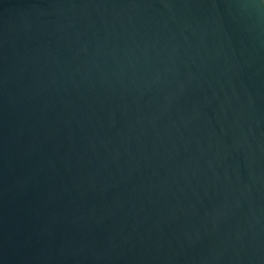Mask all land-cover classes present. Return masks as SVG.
I'll list each match as a JSON object with an SVG mask.
<instances>
[{
    "label": "water",
    "instance_id": "obj_1",
    "mask_svg": "<svg viewBox=\"0 0 264 264\" xmlns=\"http://www.w3.org/2000/svg\"><path fill=\"white\" fill-rule=\"evenodd\" d=\"M0 264H264V0H0Z\"/></svg>",
    "mask_w": 264,
    "mask_h": 264
}]
</instances>
